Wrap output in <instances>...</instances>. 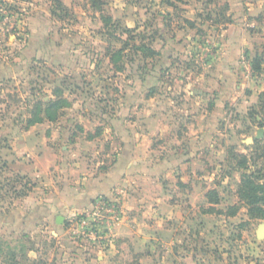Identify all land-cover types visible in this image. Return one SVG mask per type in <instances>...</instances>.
I'll return each instance as SVG.
<instances>
[{"label": "rangeland", "instance_id": "374dc122", "mask_svg": "<svg viewBox=\"0 0 264 264\" xmlns=\"http://www.w3.org/2000/svg\"><path fill=\"white\" fill-rule=\"evenodd\" d=\"M60 1L64 10L50 0H0V264H103L123 214L121 191L57 210L61 224L52 217L27 222L28 211L10 210L34 186L41 187L39 199L54 192L66 173L73 179L74 170L106 171L122 151L149 152L147 164L136 161L133 169L154 163L160 169L163 157L172 165V131L185 136L184 125L199 122L201 107L214 105L201 91L217 67L216 45L235 9L249 3L255 15L245 21L241 70L264 85V0ZM58 98L54 120L26 127L36 101ZM245 105L228 103L221 121L229 123L216 131L232 141L225 158L216 153L219 145L202 148L203 176L191 174L186 182L190 190L203 187L192 192L195 206L184 202L186 188L174 193L185 217L172 220L180 234L176 247L156 242L147 258L123 249L116 261L264 264V236L257 235L264 218L252 217L239 195L243 177L264 190V88ZM23 135L39 160L37 176L8 169L5 154ZM166 177L172 201V169Z\"/></svg>", "mask_w": 264, "mask_h": 264}, {"label": "crops", "instance_id": "0c3cea01", "mask_svg": "<svg viewBox=\"0 0 264 264\" xmlns=\"http://www.w3.org/2000/svg\"><path fill=\"white\" fill-rule=\"evenodd\" d=\"M248 5L250 7L235 9L232 15L233 22L224 30L216 45L217 67L211 76L207 77L209 81L208 85L203 87L205 91L200 92L204 97L213 100L214 105L210 108L201 107L199 122L184 125L188 129L187 132L183 130L185 136L172 131V165L163 157L162 160H158L160 166L165 164L160 169L156 163L151 169L147 167L133 169L132 164L136 161L148 162L149 152L142 154L138 151H122L114 164L104 172L95 174L74 170L73 179L70 173H66L62 177L60 187L57 186L56 189L53 187L54 192H49L44 198L39 199L38 196L41 191L40 185L34 186L32 192L24 198V204L21 207H12L10 213H15L16 216L18 212L28 211L30 215L27 222L31 220L40 223L51 217L55 221L57 210L65 211L75 206L84 208L99 196L112 198L116 192L121 191L123 214L114 224L113 243L110 244L107 253L101 256V263L121 264L115 259L118 253L122 254L123 249L132 250L136 254L142 253L144 254L142 256L147 258L154 254L156 242L162 243L166 240L170 245H174L180 234L177 227L173 226L172 220L179 216L184 220V213H179L181 205L186 201L185 203L195 206L196 200L192 199V192H202L201 184H194L192 190L186 185L191 174L203 176L202 163L207 157L203 154L202 148L206 145L211 147L219 145L220 150H216V153L223 160L227 153L224 146L232 142L228 137H216V131L229 123L228 121L223 123L225 119L221 121V118L228 114L227 104L243 108L245 104L256 102L258 93L264 88L258 79L249 78L250 74L241 70L243 49L248 48L249 42L244 34L245 21L247 16L255 15L252 4ZM245 88L248 91H245ZM187 111L192 112L189 109ZM28 140V136L25 135L15 137L8 148V153L5 154V159L10 172L31 177L38 174L39 160L37 156L34 157L35 151ZM140 145L141 143L137 144ZM170 169L172 181H175L172 185V201L170 192L164 189L163 185ZM146 180L151 182L147 187ZM182 187L190 193L183 194V203L182 200H177L178 197L174 198V193L183 192ZM204 192H207V188ZM201 216L208 218L209 214L204 212Z\"/></svg>", "mask_w": 264, "mask_h": 264}, {"label": "trees", "instance_id": "16d2710c", "mask_svg": "<svg viewBox=\"0 0 264 264\" xmlns=\"http://www.w3.org/2000/svg\"><path fill=\"white\" fill-rule=\"evenodd\" d=\"M52 2V6L56 7L60 10H64V6L60 0H50ZM180 1V0H176ZM108 20L110 18H107ZM62 100L61 98L55 101H36L34 104V109L31 112V117L27 119L26 127H29L35 123L42 122L44 118L48 120H54L57 109L61 106ZM45 105V108L43 106ZM55 109V110H54ZM40 114H43L42 117ZM230 151H228V154ZM245 160V157H243ZM245 162H240V165H244ZM241 189L239 190V195L241 198L245 199L246 204L249 206V213L252 217L256 218H264V190L263 185H259L256 183V180L250 176L247 179L244 177L241 180Z\"/></svg>", "mask_w": 264, "mask_h": 264}, {"label": "water", "instance_id": "95a60500", "mask_svg": "<svg viewBox=\"0 0 264 264\" xmlns=\"http://www.w3.org/2000/svg\"><path fill=\"white\" fill-rule=\"evenodd\" d=\"M261 132H262L261 129H259V130L257 131V137H260ZM62 222H63V217H62V216H58V217H56V223L61 224ZM257 235H258V237H263V236H264V228L259 229V230L257 231Z\"/></svg>", "mask_w": 264, "mask_h": 264}]
</instances>
